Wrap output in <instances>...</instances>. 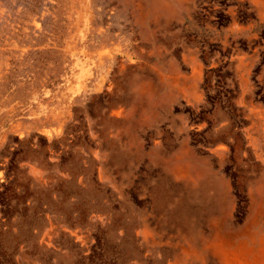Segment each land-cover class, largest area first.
<instances>
[{
    "label": "rangeland",
    "instance_id": "obj_1",
    "mask_svg": "<svg viewBox=\"0 0 264 264\" xmlns=\"http://www.w3.org/2000/svg\"><path fill=\"white\" fill-rule=\"evenodd\" d=\"M0 264H264V0H0Z\"/></svg>",
    "mask_w": 264,
    "mask_h": 264
}]
</instances>
